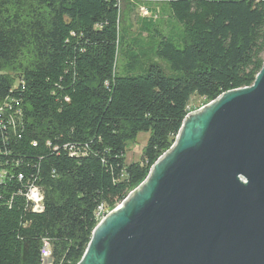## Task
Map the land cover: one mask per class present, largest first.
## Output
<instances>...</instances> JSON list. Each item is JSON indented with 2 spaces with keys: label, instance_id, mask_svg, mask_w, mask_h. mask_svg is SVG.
<instances>
[{
  "label": "trees",
  "instance_id": "1",
  "mask_svg": "<svg viewBox=\"0 0 264 264\" xmlns=\"http://www.w3.org/2000/svg\"><path fill=\"white\" fill-rule=\"evenodd\" d=\"M151 1L164 6H142L132 41L124 7ZM163 11L182 30L163 33ZM154 36L153 58L172 74L153 59L121 74ZM263 60L264 0H0V264H77L99 207L113 210L146 179L190 98L205 105L250 86ZM140 132L148 138L127 164Z\"/></svg>",
  "mask_w": 264,
  "mask_h": 264
},
{
  "label": "water",
  "instance_id": "2",
  "mask_svg": "<svg viewBox=\"0 0 264 264\" xmlns=\"http://www.w3.org/2000/svg\"><path fill=\"white\" fill-rule=\"evenodd\" d=\"M77 264H264V60L250 86L185 116Z\"/></svg>",
  "mask_w": 264,
  "mask_h": 264
},
{
  "label": "rangeland",
  "instance_id": "3",
  "mask_svg": "<svg viewBox=\"0 0 264 264\" xmlns=\"http://www.w3.org/2000/svg\"><path fill=\"white\" fill-rule=\"evenodd\" d=\"M138 8V6H140ZM146 7L149 6L151 9H153L154 11L157 10V8H162V6H164L163 2H156V1H151V2H142L137 4L136 7L131 6L130 4L126 5L124 7V10H126V14H128L127 19L125 20L126 26H128L129 28V34L128 37L132 40V41H138V37H136L137 31L139 29V27H141V22L140 19L142 18V16H148L147 12L145 11V9L142 7ZM149 9V8H148ZM156 13V20L160 21L159 23V28L161 29V31L163 33H168L170 30L171 31H178V30H182L181 25L174 23L170 17L168 16V13L166 11H163L162 13L159 12V14L157 12ZM121 28L123 27L124 24V16L123 13H121ZM179 32V31H178ZM145 33L140 35V39H141V46L145 43L148 42L149 37H146L144 35ZM177 34V33H174ZM158 41L157 36H154L150 39V42L147 46V48L143 51V53H141V55L137 58L136 62H134V64L130 67L127 68V70H122L120 71L121 74H138L141 73L143 71V69L148 65L149 61L151 59H153L154 61H157L159 63L160 66H162L163 70L168 73V74H172V71L170 70L167 62L163 59L160 58H153V53H152V46L154 45V43ZM140 46V44H139ZM139 49V48H138ZM122 58V57H121ZM119 62H121V59L119 60ZM203 99L199 98L198 96H192L190 98V101L188 103V107L190 109L189 113L198 110L199 108L203 107ZM188 113V114H189ZM149 133L148 132H140L138 133V135L136 136V138L133 141H128L126 143V163H130L133 161H137L139 159L140 153H141V149L142 147L145 145V142L148 138ZM104 214H107L106 211L103 212ZM45 264H49L48 261L45 262Z\"/></svg>",
  "mask_w": 264,
  "mask_h": 264
},
{
  "label": "built area",
  "instance_id": "4",
  "mask_svg": "<svg viewBox=\"0 0 264 264\" xmlns=\"http://www.w3.org/2000/svg\"><path fill=\"white\" fill-rule=\"evenodd\" d=\"M26 198L31 202L32 204V209L34 211H40L41 210V201H42V194L41 192L36 188V187H30L26 193ZM103 210L101 207H99V209L96 212V216L99 219V221L101 220V218L105 215L104 213H102ZM42 256L44 258H48L49 257V249H48V244L47 242L44 243V246L42 247L41 250Z\"/></svg>",
  "mask_w": 264,
  "mask_h": 264
}]
</instances>
